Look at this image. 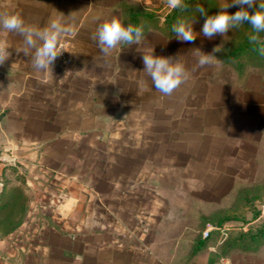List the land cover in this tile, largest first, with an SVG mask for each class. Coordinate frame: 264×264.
<instances>
[{"label": "crops", "instance_id": "1", "mask_svg": "<svg viewBox=\"0 0 264 264\" xmlns=\"http://www.w3.org/2000/svg\"><path fill=\"white\" fill-rule=\"evenodd\" d=\"M153 6L162 3L0 0V13L26 24L62 13L72 25L52 74L0 29L11 46L0 66V264H264V239L253 250L228 243L258 215L227 218L250 213L243 198H264V57L222 56L234 45L204 37L197 14L195 42H181ZM113 16L144 36L105 56L92 37ZM152 48L189 72L169 96L143 72ZM197 48L214 62L199 67Z\"/></svg>", "mask_w": 264, "mask_h": 264}, {"label": "clouds", "instance_id": "2", "mask_svg": "<svg viewBox=\"0 0 264 264\" xmlns=\"http://www.w3.org/2000/svg\"><path fill=\"white\" fill-rule=\"evenodd\" d=\"M170 10L186 11L190 5L186 0H166ZM239 6L234 14H229V7ZM220 11L215 15H208L207 9L196 4L194 10L204 17L202 34L208 39L215 35H224L233 28L249 24L253 34L249 41L256 47V51L264 56V2L258 0H224L218 7ZM249 9H252L250 12ZM65 15L59 13L52 18L47 26L38 28L26 24L19 12L0 13V29L8 33H15L23 37L21 51L25 56L31 55L33 67L38 71H48L52 74V67L63 50L58 48V41L62 35L72 31V25L65 22ZM194 17V16H193ZM193 17L190 20H178L172 25V32L181 42L194 43L197 33L193 31ZM144 36L142 25L128 23L125 25L121 18L113 16L97 25L93 39L97 42L105 56H109L118 45H133L140 43ZM11 48L7 40L0 39V66L9 58L8 49ZM197 53V65L204 67L211 65L216 59L214 54H205L200 49ZM143 72L151 79L155 90L165 96L171 95L181 84L189 78V72L178 58L155 56L153 48L148 54H143Z\"/></svg>", "mask_w": 264, "mask_h": 264}, {"label": "trees", "instance_id": "3", "mask_svg": "<svg viewBox=\"0 0 264 264\" xmlns=\"http://www.w3.org/2000/svg\"><path fill=\"white\" fill-rule=\"evenodd\" d=\"M209 1L207 0H195L192 1L190 3H188L190 5L189 9L186 11H181V10H169L165 15L164 18L161 22V28L167 32L168 34H172V25L175 24L178 20H184L185 18H187L188 16H190L192 13L193 14H197L200 15L199 13H196L194 10V7L196 4H201L203 5L206 9H207V14L208 15H212L213 14V10L212 7L209 5L208 3ZM141 15H145V16H150L151 22L152 24L156 23V18L154 17V13L152 12H143V11H136L134 13V17L137 19L139 16ZM133 15L130 14V17L132 18ZM201 16V15H200ZM251 33L253 34V30L252 28L250 29ZM262 38H264V33L260 34ZM256 47L258 46H254L253 44L250 43L249 38L247 36H244L242 41L235 43L234 47L230 50V51H221V55L222 56H232L234 57L235 55L239 54L242 51H247V52H258L256 51ZM264 191V186L260 187L258 190H262ZM260 192V191H259ZM258 192V194H259ZM258 199H264L261 197H253V196H248L246 198H243L242 201L245 202V204L248 207V210L251 214L252 218H255L258 214L259 211L256 209L251 208V206H249V203H251L254 200H258ZM227 218H238L234 215H232L231 217H227ZM244 221V219H242ZM228 243H232L233 246H238L242 249L245 250H253L257 247L258 243H260V241L262 239H264V218L261 221L260 225L256 226L255 228H248L246 230H235L232 231L231 234L229 235L228 238Z\"/></svg>", "mask_w": 264, "mask_h": 264}, {"label": "rangeland", "instance_id": "4", "mask_svg": "<svg viewBox=\"0 0 264 264\" xmlns=\"http://www.w3.org/2000/svg\"><path fill=\"white\" fill-rule=\"evenodd\" d=\"M207 1H209L208 3L212 7V10H213L212 15H215L220 11V9L218 7L224 2V0H207ZM158 2L162 3V6H153L155 8V10H158V12H157L158 16H161L166 11L168 12L170 10L167 6L166 0H153V4H157ZM260 2H264V0H258V3H260ZM238 10H239V6H234V7H229L227 9V12L229 14H234ZM249 11L251 12L252 9H249ZM152 13H154V11H152ZM190 16L191 17L195 16V14L192 13ZM250 29H251L250 25L245 23L244 26H241L239 28H233V29L229 30L224 35H221L220 45L225 46V47L226 46H233L235 43L242 41L244 36H247L249 38V36L252 35ZM263 204H264V199L254 200L251 203H249V206H251V208H253L255 210L257 209L259 211V214L256 217V220H254L251 224V226H253V228L260 225L261 221L264 218V213L260 214V210L262 208L261 206ZM233 205H235V207H236L235 202H233ZM234 211H235V208L233 209V213L230 214V216L234 215V216L238 217L242 223L247 222V220H249L251 217L250 213L245 214L243 212L241 214L240 212H234ZM242 219H244V221ZM216 231L220 232L221 230L217 229ZM221 236H223V235H221Z\"/></svg>", "mask_w": 264, "mask_h": 264}, {"label": "built area", "instance_id": "5", "mask_svg": "<svg viewBox=\"0 0 264 264\" xmlns=\"http://www.w3.org/2000/svg\"><path fill=\"white\" fill-rule=\"evenodd\" d=\"M58 48L60 49V50H63L62 51V54L60 55V57H62L63 55H64V53H65V49H66V44H65V42H58ZM209 231H210V228H205V229H203L202 231H201V233H200V235H201V237H203V238H205V237H207L208 236V233H209Z\"/></svg>", "mask_w": 264, "mask_h": 264}]
</instances>
